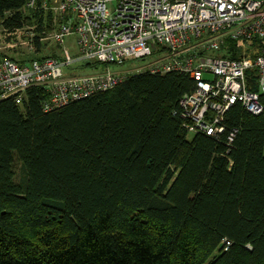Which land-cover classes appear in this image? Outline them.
<instances>
[{
	"label": "trees",
	"instance_id": "16d2710c",
	"mask_svg": "<svg viewBox=\"0 0 264 264\" xmlns=\"http://www.w3.org/2000/svg\"><path fill=\"white\" fill-rule=\"evenodd\" d=\"M27 1L0 0L3 28L44 23ZM195 90L145 71L52 111L38 86L1 100L0 264H264V116L236 104L219 140L190 139Z\"/></svg>",
	"mask_w": 264,
	"mask_h": 264
},
{
	"label": "built area",
	"instance_id": "2783aa9c",
	"mask_svg": "<svg viewBox=\"0 0 264 264\" xmlns=\"http://www.w3.org/2000/svg\"><path fill=\"white\" fill-rule=\"evenodd\" d=\"M23 12L43 14L46 25L25 24L5 29L0 44V101L23 104L27 91L38 86L49 93L45 111L107 92L123 83L133 70H117L142 60L137 73L179 72L196 81V90L180 100V114L190 135L219 140L230 109L241 104L264 116V0H28ZM25 36L28 49L53 41L61 53L17 60L5 54ZM76 37L79 56L73 58L67 40ZM232 41L252 54L229 58L219 54ZM85 62L98 63L90 73L74 74ZM256 70L259 92L248 83ZM213 74L212 79L205 75ZM238 129L230 135L232 141Z\"/></svg>",
	"mask_w": 264,
	"mask_h": 264
},
{
	"label": "rangeland",
	"instance_id": "374dc122",
	"mask_svg": "<svg viewBox=\"0 0 264 264\" xmlns=\"http://www.w3.org/2000/svg\"><path fill=\"white\" fill-rule=\"evenodd\" d=\"M35 24L38 25L37 30L40 29L42 25H46L48 29L53 28L52 22L50 20H47L42 25L37 21L32 22L30 25H35ZM42 31L43 30L40 29L38 32L42 33ZM23 39H25V36L19 37V35H14L12 39L11 38L7 39V40H11L12 42H16V43L19 42V43L17 44L15 48H13V50L11 49L5 50V54L17 60L29 61L36 57L54 55V54H58L59 52L61 53V47H59L53 41H46L42 45H37V47L34 50H30L25 45L20 44V42L23 41ZM4 42H5V30L0 22V44H3ZM75 42H76L75 36H72L67 40V47L73 58H77L79 56V53L77 51V44ZM223 51L225 54H228L234 57L254 53L253 51L239 48L236 45L234 46L232 43H229V42H226V46ZM142 63H143L142 60L128 61L124 65L116 67V69L124 70V71L133 69L131 73L134 74V73H137V68L141 67ZM94 70H96L95 66L94 67L93 66H81V67L75 68L73 73L74 74H84V73H90ZM205 76L208 79H212L214 77L213 74H207ZM189 138L192 139L193 135H189ZM19 169H20V163L16 162V171L19 172ZM216 254H218V252H216L213 257H215Z\"/></svg>",
	"mask_w": 264,
	"mask_h": 264
}]
</instances>
